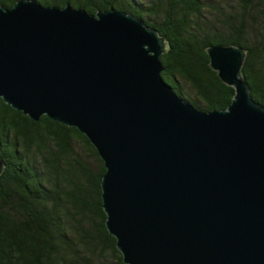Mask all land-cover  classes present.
I'll use <instances>...</instances> for the list:
<instances>
[{
  "label": "water",
  "instance_id": "water-1",
  "mask_svg": "<svg viewBox=\"0 0 264 264\" xmlns=\"http://www.w3.org/2000/svg\"><path fill=\"white\" fill-rule=\"evenodd\" d=\"M168 47L112 7L0 4V98L94 144L106 226L126 263L264 264V105L243 70L247 51L207 48L235 95L206 111L164 78Z\"/></svg>",
  "mask_w": 264,
  "mask_h": 264
},
{
  "label": "trees",
  "instance_id": "trees-1",
  "mask_svg": "<svg viewBox=\"0 0 264 264\" xmlns=\"http://www.w3.org/2000/svg\"><path fill=\"white\" fill-rule=\"evenodd\" d=\"M37 1L90 13L112 7L158 29L169 44L164 78L206 111L227 108L235 95L207 48L242 46L253 98L264 105V0ZM0 140V264H128L106 226V167L87 135L47 115L35 121L0 98Z\"/></svg>",
  "mask_w": 264,
  "mask_h": 264
}]
</instances>
